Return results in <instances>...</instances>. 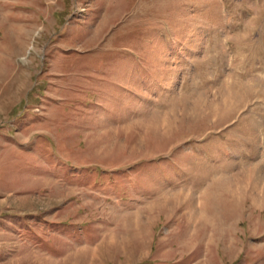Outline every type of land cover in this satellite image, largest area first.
<instances>
[{
  "label": "rangeland",
  "instance_id": "374dc122",
  "mask_svg": "<svg viewBox=\"0 0 264 264\" xmlns=\"http://www.w3.org/2000/svg\"><path fill=\"white\" fill-rule=\"evenodd\" d=\"M0 264H264V0H0Z\"/></svg>",
  "mask_w": 264,
  "mask_h": 264
}]
</instances>
